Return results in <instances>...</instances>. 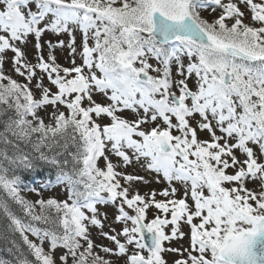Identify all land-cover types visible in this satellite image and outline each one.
<instances>
[{
    "label": "snow or ice",
    "instance_id": "1",
    "mask_svg": "<svg viewBox=\"0 0 264 264\" xmlns=\"http://www.w3.org/2000/svg\"><path fill=\"white\" fill-rule=\"evenodd\" d=\"M0 264H264V0H0Z\"/></svg>",
    "mask_w": 264,
    "mask_h": 264
},
{
    "label": "rangeland",
    "instance_id": "2",
    "mask_svg": "<svg viewBox=\"0 0 264 264\" xmlns=\"http://www.w3.org/2000/svg\"><path fill=\"white\" fill-rule=\"evenodd\" d=\"M57 55H58V57L60 58V62H62V63H64L65 61H64V54H62V53H60L59 51L57 52ZM6 68L8 67L7 65L5 66ZM161 187H163V185H157V184H155V183H152V184H150V185H148V186H143V185H141L140 186V190H141V192L143 193V192H145V191H148L149 189H151V188H156V189H159V188H161ZM49 195H55L56 193H48ZM33 199L35 198V197H32ZM159 198V197H158ZM110 215H111V211H110ZM152 215V212L150 211L149 212V216H151ZM97 242H100V241H97Z\"/></svg>",
    "mask_w": 264,
    "mask_h": 264
}]
</instances>
